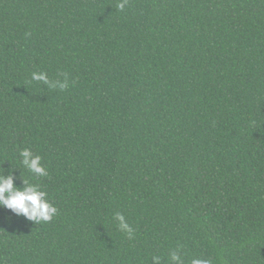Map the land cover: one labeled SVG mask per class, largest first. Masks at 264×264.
<instances>
[{
    "label": "trees",
    "instance_id": "1",
    "mask_svg": "<svg viewBox=\"0 0 264 264\" xmlns=\"http://www.w3.org/2000/svg\"><path fill=\"white\" fill-rule=\"evenodd\" d=\"M121 2L0 0V264H264V0Z\"/></svg>",
    "mask_w": 264,
    "mask_h": 264
},
{
    "label": "clouds",
    "instance_id": "2",
    "mask_svg": "<svg viewBox=\"0 0 264 264\" xmlns=\"http://www.w3.org/2000/svg\"><path fill=\"white\" fill-rule=\"evenodd\" d=\"M124 2H121L118 7L124 9ZM33 79L48 83L45 73H33ZM53 87L59 86L61 89L67 87V81L57 82ZM20 163L31 173L37 176H46L47 171L41 164V157L34 155L28 148H24L19 152ZM22 187L14 184V178L11 169L8 174H4L3 169H0V208L11 210L17 216L22 215L28 220L39 223L40 221H49L56 214L57 209L47 200V193L40 189L37 184L30 183L27 179H21ZM115 219L120 222L122 230L131 234V228L125 222L124 216L121 213L115 214ZM156 264H159V257H153ZM171 260L175 264H183L178 251L171 253ZM191 264H209L208 261L199 258H193Z\"/></svg>",
    "mask_w": 264,
    "mask_h": 264
}]
</instances>
